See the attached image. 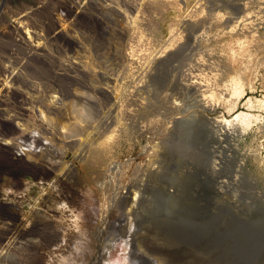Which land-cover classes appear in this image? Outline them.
Returning <instances> with one entry per match:
<instances>
[{"label":"rangeland","instance_id":"rangeland-1","mask_svg":"<svg viewBox=\"0 0 264 264\" xmlns=\"http://www.w3.org/2000/svg\"><path fill=\"white\" fill-rule=\"evenodd\" d=\"M0 83V264H264V0H0Z\"/></svg>","mask_w":264,"mask_h":264},{"label":"bare ground","instance_id":"bare-ground-1","mask_svg":"<svg viewBox=\"0 0 264 264\" xmlns=\"http://www.w3.org/2000/svg\"><path fill=\"white\" fill-rule=\"evenodd\" d=\"M92 5V4H91ZM13 26V25H12ZM17 28V27H16ZM18 31V30H17ZM19 44V43H17ZM17 74V73H16ZM14 77V76H13ZM14 79V78H13ZM15 80V79H14ZM6 84V83H5ZM3 84V83H0V91H9L8 87ZM244 91V90H243ZM15 92V91H14ZM235 92L237 94H242L244 92H241V89L240 88H237L235 90ZM6 93V92H5ZM6 95V94H5ZM244 95V94H243ZM240 96V95H239ZM241 97V96H240ZM3 100V99H1ZM245 101V100H244ZM1 102V101H0ZM217 102V101H216ZM22 103V102H21ZM207 103V102H206ZM236 103V102H235ZM246 104L249 106V107H252L253 106V99L252 97H249L246 101ZM234 106V105H233ZM21 109V108H20ZM20 111V110H19ZM232 111V109H231ZM2 115H3V112H2ZM9 115V114H8ZM22 115V114H21ZM25 115V114H24ZM43 115V114H42ZM253 118H255V115L253 113H249L248 111H239V112H236L232 117L231 119H228L226 117H221V118H214L213 119V124L215 127H218L220 128L221 130H227L229 128H231V126L233 125L234 121H237V122H240V123H243L245 124L246 126H249L251 123H253ZM16 120V119H15ZM233 127V126H232ZM3 144V143H2ZM18 144V143H17ZM24 152V151H23ZM18 155H23L22 153H18ZM16 161H18V163L22 162L24 159L22 158H19V157H16L15 158ZM27 160V159H26ZM24 163H22L23 165ZM55 166V165H54ZM62 203H65V202H62ZM59 205V204H58ZM67 207V206H66ZM57 208V207H56ZM60 208V207H59ZM58 208V209H59ZM65 208V207H64ZM62 209V208H61ZM59 211L60 212H64L63 209ZM69 209V208H68ZM70 210V209H69ZM66 212V211H65ZM68 212V211H67ZM71 214H72V217L70 218L72 220V224H70V226H73L72 229H77V239H78V243H76V249L72 250L71 252H69L68 254H64V255H61V257H59L55 263H50V264H92L93 263V260H95L94 258V255L96 253V247H95V239H93L91 237V230H93V227H91V222H90V217L89 215L90 214H86V216L84 215V219H83V222L79 220V215H77L73 210H71ZM81 217V216H80ZM82 220V219H81ZM126 223H127V220H124ZM164 221V220H163ZM175 221V220H174ZM157 224L155 225V228L153 229V231H157V233H159V237H160V234L161 233H166L167 231H169V224L167 225L166 223L167 222H162V221H158L156 222ZM169 223V222H168ZM174 223V222H173ZM177 223V222H176ZM172 224V222H171ZM179 227V223H177ZM124 225V229L125 227L127 226V224H122ZM173 225V224H172ZM123 229V228H121ZM123 229V230H124ZM176 229V228H175ZM185 229V227H184ZM97 230V229H96ZM126 230V229H125ZM167 230V231H165ZM176 231V230H175ZM170 232V231H169ZM174 232V231H173ZM76 233V234H77ZM156 233V232H155ZM172 233V232H171ZM176 233H178L176 231ZM168 234V233H167ZM170 234V233H169ZM135 235V234H134ZM154 235V234H153ZM166 236V234H165ZM172 236V235H171ZM176 237V235H173ZM94 237V236H93ZM136 237V236H135ZM163 238V236H162ZM138 239V238H137ZM168 239V238H166ZM165 239V240H166ZM164 240V241H165ZM173 240V239H172ZM177 240V239H176ZM168 241V240H167ZM166 241V243H167ZM171 241V240H170ZM174 241V240H173ZM172 241V242H173ZM159 243V241H158ZM162 244H163V240H162ZM168 244V243H167ZM161 245V244H160ZM164 245V244H163ZM176 245V244H175ZM17 248V247H16ZM111 248V247H110ZM83 249H90L91 250V254L90 257L88 256L87 258L88 259H85V256L83 254ZM98 249V248H97ZM106 249V248H105ZM140 249V248H139ZM89 250V251H90ZM100 250V249H99ZM108 250V249H107ZM105 252V251H104ZM102 253L103 255L105 253ZM108 252V251H107ZM106 252V253H107ZM126 251L123 249L121 252L120 251H117V252H113V253H110V258H112L111 260V263L113 264H125L126 263V260H127V254L125 253ZM136 252V251H135ZM86 253V252H85ZM97 254V253H96ZM87 255V254H86ZM106 255V254H105ZM93 256V257H92ZM96 257V256H95ZM137 258V257H136ZM108 260V259H107ZM190 262V261H189Z\"/></svg>","mask_w":264,"mask_h":264}]
</instances>
